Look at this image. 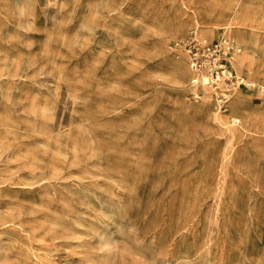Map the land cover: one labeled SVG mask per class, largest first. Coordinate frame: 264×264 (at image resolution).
Returning <instances> with one entry per match:
<instances>
[{"label": "rangeland", "instance_id": "1", "mask_svg": "<svg viewBox=\"0 0 264 264\" xmlns=\"http://www.w3.org/2000/svg\"><path fill=\"white\" fill-rule=\"evenodd\" d=\"M220 1L0 0V264H264V0ZM191 30L241 47L225 113L170 71Z\"/></svg>", "mask_w": 264, "mask_h": 264}, {"label": "built area", "instance_id": "2", "mask_svg": "<svg viewBox=\"0 0 264 264\" xmlns=\"http://www.w3.org/2000/svg\"><path fill=\"white\" fill-rule=\"evenodd\" d=\"M169 48L176 56H182L193 72L189 94L194 99L204 95L215 107L221 109L231 95L243 91L251 84L234 66L241 47L231 36L221 34L217 38L208 39L191 30L172 39ZM202 76L206 78L205 83L200 82ZM255 87L263 89L259 84Z\"/></svg>", "mask_w": 264, "mask_h": 264}, {"label": "bare ground", "instance_id": "3", "mask_svg": "<svg viewBox=\"0 0 264 264\" xmlns=\"http://www.w3.org/2000/svg\"><path fill=\"white\" fill-rule=\"evenodd\" d=\"M193 2L196 3L195 1H193ZM239 5H240V0H221L220 3H219V6H218L217 16L220 19H225L227 21L228 20H234L236 22H240V18H239ZM186 9L187 10H185V12H188L189 17L182 18L179 21L176 20V19L172 20L171 24L167 28L166 35H168V34L181 33L184 30H186L190 25H193V24H197V25H201L202 24V26L204 27L205 33L208 36H211L213 30L207 24V22H205V20L208 17V14H209V12H206V11H209V10L208 9H205V10L198 9L197 4L196 5H193V6H190V7L187 6ZM248 30H249V28H248ZM251 31H252V29H251ZM236 34L242 39V41L244 43H247V48H249L248 47V43L251 41L250 40V37L252 35L250 37L249 36H246V35L244 36V35H242V33H241L240 30H237L236 31ZM255 34H256V31H255ZM161 41H162V39H161ZM252 42L254 43V41H252ZM164 52H165V55H167L166 56V59L169 61V64H170V71L171 72H175L177 74V76H178L177 82L179 84V89H182L183 84H184V81H185V79H186V77L188 75V72H190V71L192 72V70L188 67V65L186 66L183 63L182 60H175L174 58H172V57L169 56V54H168V52L166 50H164ZM242 68H244V65H242ZM247 74H249V76L251 77L250 79H252L253 76H254V71L249 72ZM205 81H206V78L204 76L200 77V82L201 83H205ZM250 86H251V84H250ZM249 99H251V98H249ZM227 103H228V101L226 102V104L224 106H226ZM238 104L240 105L241 103L239 101L234 100L231 103L230 108L231 109L232 108L233 109H236V108H238L237 107ZM200 108H201V106H200ZM215 109H216V107H215ZM206 118H208V120H215V119H217V117L215 115V112H214V109H210L209 108V109L206 110ZM222 119L226 120V116L223 115ZM226 132H228L230 134L232 133L231 135H234L235 132H238V129L235 128V129H232L231 130V128H229V130H228V127H227Z\"/></svg>", "mask_w": 264, "mask_h": 264}, {"label": "crops", "instance_id": "4", "mask_svg": "<svg viewBox=\"0 0 264 264\" xmlns=\"http://www.w3.org/2000/svg\"><path fill=\"white\" fill-rule=\"evenodd\" d=\"M249 10H250V6L249 5H246V6H243V11H247V12H249ZM176 20H181V19H176ZM248 25H250V24H248ZM250 37V36H249ZM253 39L255 40V42L257 41V39H264V37H258L257 36V38H254L253 36H251L250 37V42L248 43V47L250 48V46H251V44L253 43L252 41H253ZM259 41V40H258ZM263 43H264V41H263ZM257 107V106H256ZM207 109H209V107H206L204 110H203V112H204V114H206V110ZM227 111V108H226V106H225V109L224 110H221V112H223V113H225ZM217 133H220V135H229L230 133H228V132H226L225 131V129H221L220 127H219V130L217 131ZM232 134V133H231ZM230 134V135H231ZM243 138H245V136L244 135H239V136H237V139H236V142H238V141H242L243 140Z\"/></svg>", "mask_w": 264, "mask_h": 264}]
</instances>
